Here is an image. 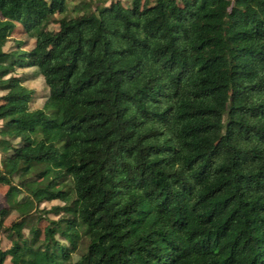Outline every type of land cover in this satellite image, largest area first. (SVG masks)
I'll use <instances>...</instances> for the list:
<instances>
[{
  "label": "trees",
  "instance_id": "1",
  "mask_svg": "<svg viewBox=\"0 0 264 264\" xmlns=\"http://www.w3.org/2000/svg\"><path fill=\"white\" fill-rule=\"evenodd\" d=\"M0 92V264H264V0H0Z\"/></svg>",
  "mask_w": 264,
  "mask_h": 264
},
{
  "label": "rangeland",
  "instance_id": "2",
  "mask_svg": "<svg viewBox=\"0 0 264 264\" xmlns=\"http://www.w3.org/2000/svg\"><path fill=\"white\" fill-rule=\"evenodd\" d=\"M100 3L104 5H108L112 1L118 0H99ZM124 3V5L128 6L131 0H119ZM50 26L55 27V24H51ZM17 41H22L24 43L23 48L28 50L32 46V41L20 30L19 27L16 28L15 32H13L10 36V40L6 44L4 50L12 51L17 48ZM15 76L21 77L23 81V85L30 89L33 94L29 104L31 110H36L42 108L45 100L48 96V88L44 84L43 77L39 74L36 68H16ZM4 93L0 92V96ZM7 187L4 185H0V209L6 207L5 202V192ZM62 204L58 201L51 202H43L39 204V209H45L46 211L52 208L53 206H61ZM51 219H56L52 214L48 216ZM19 216L16 212H12L4 221V227H7L11 232H15L20 228L19 226ZM26 235V232H24ZM9 246V242L5 237V234L0 229V249H6Z\"/></svg>",
  "mask_w": 264,
  "mask_h": 264
}]
</instances>
